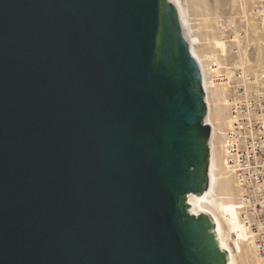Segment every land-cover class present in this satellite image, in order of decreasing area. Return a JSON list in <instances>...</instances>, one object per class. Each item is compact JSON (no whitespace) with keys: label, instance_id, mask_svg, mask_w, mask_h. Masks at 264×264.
<instances>
[{"label":"water","instance_id":"obj_1","mask_svg":"<svg viewBox=\"0 0 264 264\" xmlns=\"http://www.w3.org/2000/svg\"><path fill=\"white\" fill-rule=\"evenodd\" d=\"M181 0H0V264H228Z\"/></svg>","mask_w":264,"mask_h":264},{"label":"bare ground","instance_id":"obj_2","mask_svg":"<svg viewBox=\"0 0 264 264\" xmlns=\"http://www.w3.org/2000/svg\"><path fill=\"white\" fill-rule=\"evenodd\" d=\"M183 10L189 51L198 65L202 79L206 103L205 124L211 131L208 188L201 196L193 194L187 196L189 212L195 216L207 214L211 218L218 245L227 254L228 264H239V262L256 264L255 252L239 218L237 208L241 191L235 181L233 170L227 163L225 145L227 136L232 131L230 107L234 96L233 76L240 70L243 73H250L257 79L264 70L263 66L258 73H255L256 71L251 73L247 58L250 31L253 33L256 31L253 24H256L257 28L260 25L263 27L261 29H264V22L255 16L250 7L249 17L246 18L247 29H244L242 35L235 32L233 38L226 42L224 37L218 36L223 32L217 34L210 25L213 18L210 20L208 14L200 16L197 30L194 31L188 19L187 9L183 8ZM201 28L207 31V35L204 36L207 50L204 51L195 49L192 44L194 32ZM227 43H231L232 48L229 47L230 45L227 46ZM229 55L233 57L232 61L228 60ZM260 62L261 60H257L258 66H262Z\"/></svg>","mask_w":264,"mask_h":264},{"label":"built area","instance_id":"obj_3","mask_svg":"<svg viewBox=\"0 0 264 264\" xmlns=\"http://www.w3.org/2000/svg\"><path fill=\"white\" fill-rule=\"evenodd\" d=\"M248 3L264 22V0ZM232 90V131L225 145L226 160L241 191L237 208L241 224L256 264H264V70L257 79L248 72L236 71Z\"/></svg>","mask_w":264,"mask_h":264},{"label":"rangeland","instance_id":"obj_4","mask_svg":"<svg viewBox=\"0 0 264 264\" xmlns=\"http://www.w3.org/2000/svg\"><path fill=\"white\" fill-rule=\"evenodd\" d=\"M183 8L187 9L188 19L193 30H197L198 24L200 22L201 17L208 14L210 21V25L213 27L214 31L218 34L219 37H224V41L228 42V39L233 38L234 33H238L242 35L244 29H247V21L246 18L249 17V9L250 5L247 0H181ZM199 9V10H198ZM203 11L205 12L203 14ZM191 19V20H190ZM224 22V23H223ZM216 23V24H215ZM255 28V32L251 33V37L249 34V43L250 46L249 52L247 53V58L249 61V70L258 73L264 66V29L262 26L253 24ZM251 29H253L251 27ZM261 29V32H260ZM194 30V31H195ZM249 31V30H248ZM258 31V34L256 35ZM195 34L192 36V44L197 50H207L206 40L204 36L207 35V31L205 29H199L194 32ZM202 35V36H201ZM221 35V36H220ZM228 36V38H227ZM229 47H231V43H227ZM246 44V43H245ZM263 46V47H262ZM228 47V49H229ZM232 48V47H231ZM233 57H230L228 60L232 61ZM257 60H261L260 64L262 66H258ZM227 61V59H226ZM230 63H228L229 65ZM251 64V65H250ZM208 115V114H207ZM207 122V121H206ZM239 264H241L239 262Z\"/></svg>","mask_w":264,"mask_h":264}]
</instances>
